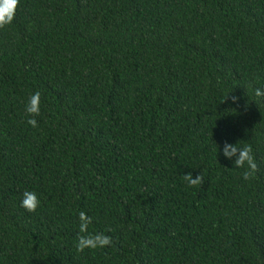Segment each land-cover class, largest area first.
<instances>
[{"label": "trees", "instance_id": "16d2710c", "mask_svg": "<svg viewBox=\"0 0 264 264\" xmlns=\"http://www.w3.org/2000/svg\"><path fill=\"white\" fill-rule=\"evenodd\" d=\"M256 87L264 0H18L0 27V264H264ZM225 141L250 147L248 180ZM80 211L111 246L76 251Z\"/></svg>", "mask_w": 264, "mask_h": 264}, {"label": "clouds", "instance_id": "9594fccd", "mask_svg": "<svg viewBox=\"0 0 264 264\" xmlns=\"http://www.w3.org/2000/svg\"><path fill=\"white\" fill-rule=\"evenodd\" d=\"M17 2L18 0H0V27L12 22ZM254 95L256 97H264V89L256 87L254 89ZM231 99L234 101L236 98L231 97ZM24 111L29 114L27 123L35 127L37 124L35 117L40 113L39 91H34L27 98ZM220 151L225 158L232 160V164L237 169H241V177L244 180H248L256 168L250 147L247 144L238 145L236 142L229 143L228 141H225L224 146ZM233 157L234 159H232ZM183 180L186 181L188 185H197L202 182L199 174L193 177L191 173L183 174ZM39 203L40 201L36 193L31 191H25L20 199V206L28 212L36 210ZM92 219V216L86 214L84 211L78 213V232L75 240V249L77 252H80L85 248H102L104 246H111L112 244V238L103 232H88V226L91 224Z\"/></svg>", "mask_w": 264, "mask_h": 264}]
</instances>
